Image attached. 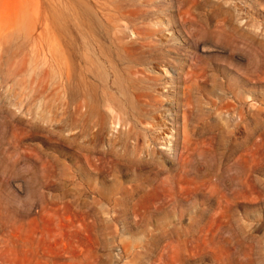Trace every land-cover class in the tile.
Segmentation results:
<instances>
[{"label": "rangeland", "instance_id": "374dc122", "mask_svg": "<svg viewBox=\"0 0 264 264\" xmlns=\"http://www.w3.org/2000/svg\"><path fill=\"white\" fill-rule=\"evenodd\" d=\"M0 264H264V0H0Z\"/></svg>", "mask_w": 264, "mask_h": 264}, {"label": "bare ground", "instance_id": "6f19581e", "mask_svg": "<svg viewBox=\"0 0 264 264\" xmlns=\"http://www.w3.org/2000/svg\"><path fill=\"white\" fill-rule=\"evenodd\" d=\"M92 1H93V0H92ZM88 5H89V4H88ZM102 7H103V6H102ZM104 12H105V11H104ZM112 34H113V33H112ZM111 36H112V35H111ZM111 38H112V37H111ZM110 42H111V41H110ZM202 45H203V43H202ZM80 47H81V46H80ZM102 51H103V50H102ZM100 53H101V52H100ZM100 53H99V55H101ZM100 58H101V57H100ZM101 59H103V58H101ZM103 60H104V59H103ZM109 71H110V70H109ZM80 174H81V173H80ZM118 198H119V197H118Z\"/></svg>", "mask_w": 264, "mask_h": 264}]
</instances>
